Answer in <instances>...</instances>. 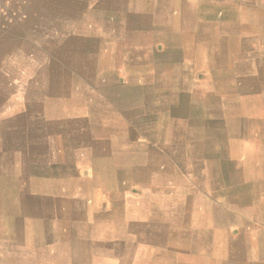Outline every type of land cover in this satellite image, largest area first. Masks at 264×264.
Returning <instances> with one entry per match:
<instances>
[{
  "label": "crops",
  "instance_id": "0c3cea01",
  "mask_svg": "<svg viewBox=\"0 0 264 264\" xmlns=\"http://www.w3.org/2000/svg\"><path fill=\"white\" fill-rule=\"evenodd\" d=\"M31 2L23 26L0 32L1 46L16 38L0 90L23 82L17 57L40 61L41 27H68L56 0ZM155 3L159 18L188 21L189 40L152 26L162 45L147 44L158 60L132 78L134 116L88 99L85 76L76 95L42 87L36 72L24 80L36 88L29 104L21 89L1 94L0 264H264V0ZM150 100L158 122L143 118ZM33 114L44 119L21 124Z\"/></svg>",
  "mask_w": 264,
  "mask_h": 264
},
{
  "label": "rangeland",
  "instance_id": "374dc122",
  "mask_svg": "<svg viewBox=\"0 0 264 264\" xmlns=\"http://www.w3.org/2000/svg\"><path fill=\"white\" fill-rule=\"evenodd\" d=\"M31 5V0H24L20 16H17L11 22L5 21L2 26L0 23V32L7 31L9 27L23 26L29 17V7ZM52 6L61 9L59 12H61L62 17H67V19L65 18V20H69L67 28L71 29L62 30V34L59 36L56 31H48L47 28L42 29L41 27L39 36H35V38L30 36L38 41V43L36 42V48L40 61L36 73L37 78L43 80L42 87H48L49 90L54 86L61 90L68 87L69 84L70 93L76 95L77 87L82 88L81 76H85L86 83H84L83 88L87 98L95 96L99 99L101 97L111 107L116 105L120 108L125 117L132 114L134 116V112L131 111L133 106L132 93L134 92L133 86L136 87L138 84L134 83L133 80L136 78L141 79L140 76L147 73L148 59L158 60L157 56L154 57L155 53L152 56V51H147L148 43L154 46L155 51L156 46L162 45V42L158 41V35L152 33L154 30H152V26L160 22L162 24L169 23L171 30L181 29V36L179 37V34L170 35L171 40L168 42H174V40L176 42L178 40L188 42L189 40V35L184 34L188 32V28H186L188 21L183 18L177 19V14L169 21L164 19L165 14L159 18V13H157L158 4L155 3V0H80L79 2L78 0H69V2L56 0L52 3ZM174 7H178L180 10V6L176 4L172 6V12L175 11ZM188 8H181V11L187 12ZM39 24H41L40 21L37 25ZM68 30H70V34H75H67ZM147 32L150 33L147 34ZM30 37L25 38L31 39ZM27 46L28 44H23L24 48ZM159 49L161 48L159 47ZM168 54L175 55L176 53L170 52L166 55ZM9 55L10 52L4 53L3 62L8 61ZM83 55H87V60H81ZM17 58L21 60L22 69L25 73L27 71V75L35 72L36 60L31 62L28 57L23 56ZM69 63L76 66L80 65V67L62 68ZM9 68L5 67V73L2 71L0 74L8 76L10 74ZM77 78H79V82H77ZM62 79H68L69 83L62 84L60 82ZM101 79L103 81L105 79L106 84L102 83L101 86L99 84V81H102ZM24 80H29V77L21 78L23 82L20 84L5 83L2 86L3 90H0V97L4 92L8 98L21 89L20 93L27 97L26 100L29 104L28 96L35 89L29 83L25 84L28 81ZM99 92L102 94H99ZM8 102L9 100L6 101V103ZM74 102L70 106L71 113L76 111L72 112V108L81 107L77 106V101ZM147 102H149L148 111L144 113L143 118L153 120V123L158 122L159 116L156 114L158 112L157 101L150 100ZM102 106H106L105 103H102ZM6 115V117L4 116L6 122L14 118L8 112ZM139 115V113H136L135 116ZM105 118L109 120L108 123L115 120L119 121L114 113H106ZM43 119L44 116L33 114L30 117L23 118L21 124L28 125L30 121L40 123ZM182 121L188 123L189 116L183 115ZM13 127L9 126V128Z\"/></svg>",
  "mask_w": 264,
  "mask_h": 264
},
{
  "label": "bare ground",
  "instance_id": "6f19581e",
  "mask_svg": "<svg viewBox=\"0 0 264 264\" xmlns=\"http://www.w3.org/2000/svg\"><path fill=\"white\" fill-rule=\"evenodd\" d=\"M44 3V2H43ZM43 6V5H42ZM38 7V6H37ZM32 14V13H31ZM33 16V15H32ZM46 15H43V19H44V21L46 20ZM30 26V25H29ZM43 26H45V25H43ZM34 29V28H33ZM32 30V29H31ZM29 34H30V32H29ZM12 35V34H11ZM19 36V35H18ZM14 39H16L14 36H6L5 35V37H4V39H3V45L1 46L0 45V62H2L3 61V55H4V53H8L7 52V49H8V46L13 42V40ZM18 45H21L22 46V48H21V50H23L27 55L29 54L28 52H27V50L23 47V44H27L28 42L27 41H25L24 39H19L18 38ZM0 44H2V38H0ZM17 47V46H16ZM28 48L29 49H31L33 52L35 51V47L34 46H30V45H28ZM9 50V49H8ZM20 50V51H21ZM11 53H13V52H11ZM35 54V53H34ZM10 57V56H9ZM30 57L31 58H28L30 61H31V59H32V55H30ZM13 61V60H12ZM34 61V60H33ZM6 62V61H5ZM25 62V61H24ZM32 62V61H31ZM38 64H39V60H38V62H37ZM5 64V63H4ZM38 64L35 66V72L37 71L36 70V67L38 66ZM2 65V64H1ZM12 65H15V64H12ZM15 66H17V65H15ZM24 66V65H23ZM8 67V66H7ZM29 67V66H28ZM39 67V66H38ZM41 67V66H40ZM17 68L19 69L20 68V65H18L17 66ZM5 69V68H4ZM33 69V68H32ZM3 70V69H2ZM7 70V69H6ZM14 70V69H13ZM24 69H22V68H20V77L21 78H23V77H29V76H34L33 74H31V75H27L26 73H27V71H26V73H25V71H23ZM4 72V71H3ZM10 72V71H9ZM5 73V72H4ZM11 73V72H10ZM13 73V72H12ZM30 73V72H29ZM16 74H18L17 72H16ZM37 74V73H36ZM11 75V74H10ZM11 77V76H10ZM36 89V88H35ZM39 89H40V87H39ZM32 105V104H31Z\"/></svg>",
  "mask_w": 264,
  "mask_h": 264
},
{
  "label": "built area",
  "instance_id": "2783aa9c",
  "mask_svg": "<svg viewBox=\"0 0 264 264\" xmlns=\"http://www.w3.org/2000/svg\"><path fill=\"white\" fill-rule=\"evenodd\" d=\"M23 2L24 0H0L1 26L4 25L5 21L11 22L20 16Z\"/></svg>",
  "mask_w": 264,
  "mask_h": 264
}]
</instances>
